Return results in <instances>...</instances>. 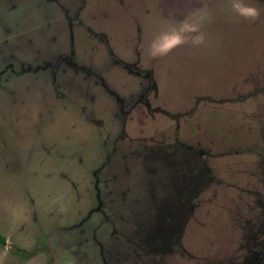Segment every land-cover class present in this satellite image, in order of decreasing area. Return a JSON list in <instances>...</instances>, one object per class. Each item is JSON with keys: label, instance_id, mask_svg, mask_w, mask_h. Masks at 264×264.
I'll use <instances>...</instances> for the list:
<instances>
[{"label": "rangeland", "instance_id": "374dc122", "mask_svg": "<svg viewBox=\"0 0 264 264\" xmlns=\"http://www.w3.org/2000/svg\"><path fill=\"white\" fill-rule=\"evenodd\" d=\"M233 2L0 0V264H264V0ZM182 21L204 43L150 56Z\"/></svg>", "mask_w": 264, "mask_h": 264}, {"label": "clouds", "instance_id": "9594fccd", "mask_svg": "<svg viewBox=\"0 0 264 264\" xmlns=\"http://www.w3.org/2000/svg\"><path fill=\"white\" fill-rule=\"evenodd\" d=\"M231 8L239 17L251 22H255L260 16L258 8L245 5L240 0H234ZM204 39V34L200 32L199 25L182 21L178 27H172L152 40L149 46V54L153 58L164 57L184 45L199 46L204 43Z\"/></svg>", "mask_w": 264, "mask_h": 264}, {"label": "crops", "instance_id": "0c3cea01", "mask_svg": "<svg viewBox=\"0 0 264 264\" xmlns=\"http://www.w3.org/2000/svg\"><path fill=\"white\" fill-rule=\"evenodd\" d=\"M0 70H4V61L3 62H1V64H0ZM30 70H28L27 72H23L24 74H26V73H31L32 75H34L35 73H38L40 70H34L33 72H32V70H31V72H29ZM52 72V71H51ZM35 86H37V87H40L41 88V86L42 85H37V84H35ZM27 88V87H26ZM36 89H38V88H33L31 91H34V90H36ZM0 102H1V104L3 105L2 106V109H4V71H2L1 72V74H0ZM2 128H0V130H1ZM3 133H4V131H3ZM1 152H3V151H1ZM10 234V233H9ZM0 235L2 236L3 234H1L0 233ZM5 236H8L7 234H4V239L6 240V246H4V253H7V254H11V252H13V250L14 249H11V244H10V242H9V239L8 238H6Z\"/></svg>", "mask_w": 264, "mask_h": 264}, {"label": "trees", "instance_id": "16d2710c", "mask_svg": "<svg viewBox=\"0 0 264 264\" xmlns=\"http://www.w3.org/2000/svg\"><path fill=\"white\" fill-rule=\"evenodd\" d=\"M0 244H2V245H6V240L4 239V237L3 236H1L0 235Z\"/></svg>", "mask_w": 264, "mask_h": 264}, {"label": "flooded vegetation", "instance_id": "af4514ba", "mask_svg": "<svg viewBox=\"0 0 264 264\" xmlns=\"http://www.w3.org/2000/svg\"><path fill=\"white\" fill-rule=\"evenodd\" d=\"M6 246V245H5ZM106 264V263H105Z\"/></svg>", "mask_w": 264, "mask_h": 264}]
</instances>
